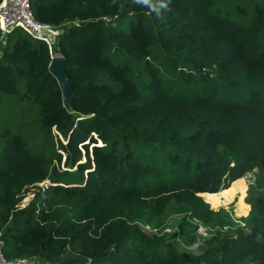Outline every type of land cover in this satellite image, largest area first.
Instances as JSON below:
<instances>
[{
  "label": "trees",
  "instance_id": "16d2710c",
  "mask_svg": "<svg viewBox=\"0 0 264 264\" xmlns=\"http://www.w3.org/2000/svg\"><path fill=\"white\" fill-rule=\"evenodd\" d=\"M161 2L32 0L35 18L61 30L52 53L22 29L6 34L7 258L264 264V0ZM53 53L73 83L69 106L49 71ZM254 169L244 226L223 228L201 194ZM174 221L179 242L164 231Z\"/></svg>",
  "mask_w": 264,
  "mask_h": 264
},
{
  "label": "rangeland",
  "instance_id": "374dc122",
  "mask_svg": "<svg viewBox=\"0 0 264 264\" xmlns=\"http://www.w3.org/2000/svg\"><path fill=\"white\" fill-rule=\"evenodd\" d=\"M20 30H21L20 28L16 29V31H20ZM12 31L13 30L9 31L8 33ZM5 36L2 37L0 44L5 43ZM255 171L256 169L238 178L240 179L239 182H233L228 188H225L217 193L210 194V195H215V197L218 198L217 203H214V201L212 202L213 196H211V198H208V195L203 196L205 201L209 204L210 208L220 213V217L218 218L217 222L219 223V225H223V228H228V227L230 228L237 224L244 226L243 218L248 215L251 208L247 200H249V197L251 196V194H253L252 188L254 186V181L256 180ZM47 184L48 182L46 181L44 183H40L39 186L45 188ZM239 184H241L242 187H240ZM232 187L234 188L232 193H228L227 191H229ZM236 188H240V189L235 191ZM34 191L35 189H32L27 192V197L23 201L24 204H26L30 200V198L34 194ZM177 225L178 222L174 221V223L171 226L168 225L169 227H167L166 230L164 231H167L171 237L176 238L177 241L179 242L181 241V237ZM143 226H145V228L150 231L148 225H143ZM246 229L248 230V226ZM197 231L200 232L202 235H206V231L203 226L199 227ZM68 256H70V254H68ZM63 257H65V255ZM36 261L39 262L38 264H42L41 260L36 259ZM90 264H97V263H90ZM99 264H108V263L107 261H103L100 262Z\"/></svg>",
  "mask_w": 264,
  "mask_h": 264
},
{
  "label": "built area",
  "instance_id": "2783aa9c",
  "mask_svg": "<svg viewBox=\"0 0 264 264\" xmlns=\"http://www.w3.org/2000/svg\"><path fill=\"white\" fill-rule=\"evenodd\" d=\"M20 28L33 39L43 41L52 53V47L61 30L53 25L39 21L32 10V0H1L0 31L1 37L11 30ZM46 182V181H44ZM42 182V183H44ZM48 186V184H47ZM46 186V187H47ZM1 244V242H0ZM36 259L28 257L7 258L0 247V264H38Z\"/></svg>",
  "mask_w": 264,
  "mask_h": 264
},
{
  "label": "water",
  "instance_id": "95a60500",
  "mask_svg": "<svg viewBox=\"0 0 264 264\" xmlns=\"http://www.w3.org/2000/svg\"><path fill=\"white\" fill-rule=\"evenodd\" d=\"M49 71L54 75L56 80L58 81V85L62 92V97L66 106H69L70 96L73 91V83L72 80L66 73L65 70V59L61 54H54L51 57V62L49 64ZM254 224L250 223L248 225V230L251 231L253 229ZM4 235L0 236V242L3 241Z\"/></svg>",
  "mask_w": 264,
  "mask_h": 264
},
{
  "label": "clouds",
  "instance_id": "9594fccd",
  "mask_svg": "<svg viewBox=\"0 0 264 264\" xmlns=\"http://www.w3.org/2000/svg\"><path fill=\"white\" fill-rule=\"evenodd\" d=\"M142 2L143 3H148V0H142ZM167 5H166V3H164L163 2V0H162V2L159 4V8H164V7H166Z\"/></svg>",
  "mask_w": 264,
  "mask_h": 264
},
{
  "label": "crops",
  "instance_id": "0c3cea01",
  "mask_svg": "<svg viewBox=\"0 0 264 264\" xmlns=\"http://www.w3.org/2000/svg\"><path fill=\"white\" fill-rule=\"evenodd\" d=\"M239 180H240V179H237V180H235L234 182H239ZM232 183H233V182H232ZM239 185H240V187H242L241 184H239ZM237 190H239V188H236V189H235V191H237ZM201 195L204 196V195H210V194H209V193H202Z\"/></svg>",
  "mask_w": 264,
  "mask_h": 264
}]
</instances>
